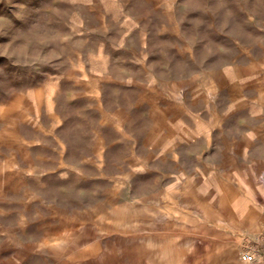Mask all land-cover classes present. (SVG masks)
<instances>
[{
    "label": "rangeland",
    "instance_id": "obj_1",
    "mask_svg": "<svg viewBox=\"0 0 264 264\" xmlns=\"http://www.w3.org/2000/svg\"><path fill=\"white\" fill-rule=\"evenodd\" d=\"M128 36L183 43L178 89ZM210 60L264 61V0H0V264H259L196 147L169 144Z\"/></svg>",
    "mask_w": 264,
    "mask_h": 264
},
{
    "label": "crops",
    "instance_id": "obj_2",
    "mask_svg": "<svg viewBox=\"0 0 264 264\" xmlns=\"http://www.w3.org/2000/svg\"><path fill=\"white\" fill-rule=\"evenodd\" d=\"M208 33L199 32L198 37L204 38ZM228 35L231 41L232 36ZM139 38L136 43L135 37L128 36L125 51L117 53L125 58L134 57V61L145 60L151 54L145 60L148 65L170 66L173 72L165 70L166 76L161 80L175 83L178 89L184 75L183 43L174 45L176 57L169 61L171 56L152 57L151 45L143 40L142 48ZM238 38L246 43L244 35ZM215 40V35H211L210 41ZM162 45L160 42L155 49H168ZM196 48L195 51L201 49L199 44ZM212 48L207 46L208 50ZM136 52L141 55L139 58ZM194 72L203 85L189 94L180 91L176 96L181 101L165 111L167 135L174 136V142L169 144L188 147L186 152L196 147L191 154L199 163L200 183L204 181L207 193L228 195L240 233L255 240L253 250L261 259L259 264H264V186L256 184L264 173V61L210 60Z\"/></svg>",
    "mask_w": 264,
    "mask_h": 264
},
{
    "label": "built area",
    "instance_id": "obj_3",
    "mask_svg": "<svg viewBox=\"0 0 264 264\" xmlns=\"http://www.w3.org/2000/svg\"><path fill=\"white\" fill-rule=\"evenodd\" d=\"M240 259L244 263H249V262H251L253 260V257H252V255L250 253L244 252V253H242L240 255Z\"/></svg>",
    "mask_w": 264,
    "mask_h": 264
}]
</instances>
